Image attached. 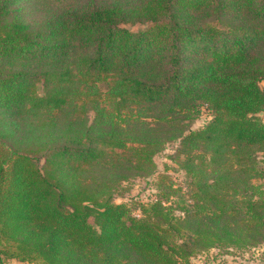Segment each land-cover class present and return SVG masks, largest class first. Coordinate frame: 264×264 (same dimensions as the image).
Wrapping results in <instances>:
<instances>
[{
	"label": "trees",
	"instance_id": "obj_1",
	"mask_svg": "<svg viewBox=\"0 0 264 264\" xmlns=\"http://www.w3.org/2000/svg\"><path fill=\"white\" fill-rule=\"evenodd\" d=\"M172 142L186 184L114 202ZM260 153L264 0H0V264L256 247Z\"/></svg>",
	"mask_w": 264,
	"mask_h": 264
},
{
	"label": "rangeland",
	"instance_id": "obj_2",
	"mask_svg": "<svg viewBox=\"0 0 264 264\" xmlns=\"http://www.w3.org/2000/svg\"><path fill=\"white\" fill-rule=\"evenodd\" d=\"M129 29L138 31L145 25H128ZM211 118L209 111L202 109L197 119L192 124L193 128L205 125ZM178 148V142H172L165 146V149L155 156L157 165L154 175L145 178H136L123 182L114 193V202L128 205L132 211L137 213L143 204L150 203L158 191V175H168L174 185H185L184 171L174 162L172 158ZM259 165L264 170V154L258 155ZM264 185V179L256 181ZM6 264H42L40 261L19 262L8 261ZM181 264H264V243L256 247H219L201 251L190 258L188 262Z\"/></svg>",
	"mask_w": 264,
	"mask_h": 264
}]
</instances>
